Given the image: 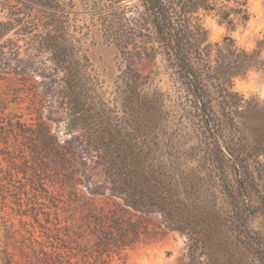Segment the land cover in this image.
I'll return each instance as SVG.
<instances>
[{
	"label": "trees",
	"instance_id": "trees-1",
	"mask_svg": "<svg viewBox=\"0 0 264 264\" xmlns=\"http://www.w3.org/2000/svg\"><path fill=\"white\" fill-rule=\"evenodd\" d=\"M107 2L95 9L106 13L107 42L120 68L113 108L97 94L89 61L56 0H0V75L28 89L44 77L50 89L61 73L50 97L60 100L66 130L82 133L111 195L134 210L161 213L167 228L185 237L177 264H264V101L231 90L234 79L264 70V42L252 50L230 36L212 43L198 23L201 13H214L234 31L249 20V0ZM184 122L204 151L195 166L170 132ZM8 129L31 162L1 170L9 182L31 171L39 186L46 175L70 188L71 165L43 124L17 121ZM88 219L93 255L80 252L54 264H104V254L150 236L113 210ZM2 264H12L7 253Z\"/></svg>",
	"mask_w": 264,
	"mask_h": 264
},
{
	"label": "rangeland",
	"instance_id": "rangeland-1",
	"mask_svg": "<svg viewBox=\"0 0 264 264\" xmlns=\"http://www.w3.org/2000/svg\"><path fill=\"white\" fill-rule=\"evenodd\" d=\"M56 1L60 5L59 14L67 19L70 33L80 41L82 52L89 61V73L97 94L113 108L110 102L114 103L120 68L116 61V50L107 42L104 29L106 13L96 12L95 7L106 6L107 1L114 0ZM124 1L130 4L138 0ZM248 13V22L238 25L234 31H229L214 13H201L198 23L206 31L210 42H219L225 36H230L239 47L252 50L264 42V0H249ZM219 29H223V32L213 39ZM249 74L259 92L264 88V70ZM249 74L239 79L247 83ZM59 78L61 73L55 77L57 83L49 89L45 86L49 80L36 76L33 88L28 89L0 75V171L9 167L23 169L25 158L30 162L20 137L7 134L10 123L17 121L33 127L38 123L43 124L49 135L64 149L72 169L70 188L65 191L59 184L52 183L56 178L46 175L41 176L44 180L39 186L32 179L31 171L25 176L18 174L10 182L7 180L10 178L0 172V179H6L2 185L8 188L4 195V206L0 200V264L5 253L12 264H54L59 257L67 258L80 252L93 255L92 222L88 217L91 218L94 211L109 210L122 213L132 223L146 228L150 236L145 243L104 254L102 263L177 264L187 246L185 237L169 230L161 213L134 210L126 205L124 199L111 195L100 169L94 164V153L86 150L82 133L71 134L66 130L65 112L60 108V100L50 97L52 91L60 87ZM158 88L162 92L168 91L166 81L161 82ZM243 97L255 98L259 103L264 101L251 92ZM182 125H173L170 132L176 136L180 151L185 153L186 159L191 158V165L195 166L203 158L204 151L196 133L186 122ZM76 260L81 263L83 259L72 258L71 262Z\"/></svg>",
	"mask_w": 264,
	"mask_h": 264
},
{
	"label": "clouds",
	"instance_id": "clouds-1",
	"mask_svg": "<svg viewBox=\"0 0 264 264\" xmlns=\"http://www.w3.org/2000/svg\"><path fill=\"white\" fill-rule=\"evenodd\" d=\"M214 27V25H213ZM223 32V29L217 30L214 35L213 39L216 38V35L220 34ZM234 93L237 94H243L245 97L251 92V93H256L261 100H264V88H261L259 92H257L256 87L252 83V77L251 74H249V82L245 83L243 80H240L239 78L233 80V87L231 89Z\"/></svg>",
	"mask_w": 264,
	"mask_h": 264
}]
</instances>
